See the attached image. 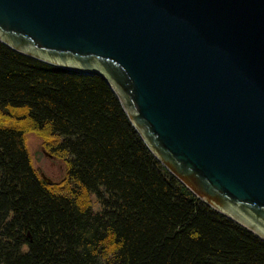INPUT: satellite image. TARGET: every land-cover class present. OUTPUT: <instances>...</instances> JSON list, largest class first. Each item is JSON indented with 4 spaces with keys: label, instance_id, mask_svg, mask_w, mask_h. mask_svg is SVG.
I'll return each instance as SVG.
<instances>
[{
    "label": "water",
    "instance_id": "obj_1",
    "mask_svg": "<svg viewBox=\"0 0 264 264\" xmlns=\"http://www.w3.org/2000/svg\"><path fill=\"white\" fill-rule=\"evenodd\" d=\"M0 41L101 77L158 161L264 241V0H0Z\"/></svg>",
    "mask_w": 264,
    "mask_h": 264
},
{
    "label": "trees",
    "instance_id": "obj_2",
    "mask_svg": "<svg viewBox=\"0 0 264 264\" xmlns=\"http://www.w3.org/2000/svg\"><path fill=\"white\" fill-rule=\"evenodd\" d=\"M33 134L66 163L47 183ZM0 264H264L151 153L112 88L0 41Z\"/></svg>",
    "mask_w": 264,
    "mask_h": 264
},
{
    "label": "rangeland",
    "instance_id": "obj_3",
    "mask_svg": "<svg viewBox=\"0 0 264 264\" xmlns=\"http://www.w3.org/2000/svg\"><path fill=\"white\" fill-rule=\"evenodd\" d=\"M27 145L34 167L54 183L61 182L66 174V163L47 151L42 142L33 134L27 136Z\"/></svg>",
    "mask_w": 264,
    "mask_h": 264
}]
</instances>
